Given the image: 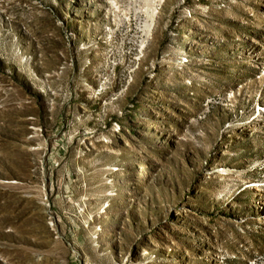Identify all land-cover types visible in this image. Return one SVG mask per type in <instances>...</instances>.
I'll use <instances>...</instances> for the list:
<instances>
[{"label": "rangeland", "instance_id": "1", "mask_svg": "<svg viewBox=\"0 0 264 264\" xmlns=\"http://www.w3.org/2000/svg\"><path fill=\"white\" fill-rule=\"evenodd\" d=\"M142 4L0 0V264H264V0Z\"/></svg>", "mask_w": 264, "mask_h": 264}, {"label": "bare ground", "instance_id": "2", "mask_svg": "<svg viewBox=\"0 0 264 264\" xmlns=\"http://www.w3.org/2000/svg\"><path fill=\"white\" fill-rule=\"evenodd\" d=\"M140 1H142L143 4L142 6H139L138 9L146 14V18L142 23L143 37L140 39V45H143L151 35L156 13L158 12L159 5H161L164 0H140Z\"/></svg>", "mask_w": 264, "mask_h": 264}]
</instances>
